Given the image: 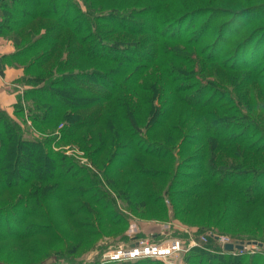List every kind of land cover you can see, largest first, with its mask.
Masks as SVG:
<instances>
[{"label": "trees", "instance_id": "1", "mask_svg": "<svg viewBox=\"0 0 264 264\" xmlns=\"http://www.w3.org/2000/svg\"><path fill=\"white\" fill-rule=\"evenodd\" d=\"M10 1L15 8L4 7L11 17L0 21V35H13L14 48L2 59L6 58L13 65L30 56L24 72H32L27 76L26 81L31 84L23 91V102L19 99L26 108H19L14 114L21 117L26 112L32 125L37 127L45 121L49 126L58 120L63 124L59 136H51L55 129H48L49 134L44 139L29 138L16 121L0 109V199L5 197L0 204V244L14 245L34 239L39 243L47 239L59 241L64 248L68 247L66 252L75 254L82 237L95 235L89 221L92 216L111 217L109 222L119 226L122 219L115 218L123 215L102 202L105 196L112 203L108 191L95 178L97 173L54 152L51 146L73 140L79 145L86 143L89 147L84 149L90 153L91 164L97 167L99 162L105 163L100 170L132 209L139 211L148 204L156 205L152 191L144 188L143 182H151L158 175L150 174L142 166L147 159L164 161L174 155L172 147L175 145L169 134L174 137L182 134V129L170 124L178 105L205 109V101H200L196 91L187 99L181 98L196 77L191 70L176 67L169 59L198 54L199 64L214 63L234 74L254 69L255 61L264 55V44L256 39L262 35L253 30L237 40L236 37L264 15V0L242 7L205 5L195 0ZM205 15L208 16L206 21ZM39 20L53 24L42 28H37L36 24L34 29L29 28ZM113 36L116 38L111 41ZM58 53L60 58L53 67L45 69ZM84 61L91 62L92 67L84 70L81 64ZM5 65L2 61L0 66ZM105 66L108 69L103 70ZM65 69L68 71H63ZM143 107H147L144 108L146 114L141 113ZM141 121L145 123L144 128L140 127ZM215 124L195 131L200 136L197 142L201 144L199 150L209 174L207 188L200 187L203 191L210 190L212 181H219V174L234 168L228 161L225 165L218 164L222 161L218 154L221 151L218 137L222 132L216 130L223 126ZM161 129H167L169 134L164 131L165 135L155 141L154 145L160 150H144V146L152 147L140 139L142 134L150 137V133H160ZM245 139L234 138L231 143L242 147ZM98 140L99 146L94 145ZM191 142L182 140L178 144L179 152L194 145ZM71 171L76 174L79 171V177L72 178ZM242 172H249L253 178V184L246 190L247 194L252 193L243 199L235 191L234 182L225 184L228 195L234 202L237 199L232 208L240 206L238 203L242 200L245 206L264 200V186L259 184L257 172ZM118 176L123 178L118 180ZM70 183L78 186L70 187ZM174 185V181L169 180L163 194H172L170 188ZM186 194V197L190 195L185 192L184 196ZM62 228L65 229L61 234ZM68 233L69 238L73 233L77 239L69 243L64 238ZM231 236L235 241H243ZM212 242L209 238L202 248L190 250L187 264L196 261L237 264L229 254L219 253L214 242L212 247ZM50 251L45 249L40 260L49 253L60 252ZM261 259L259 256L255 262Z\"/></svg>", "mask_w": 264, "mask_h": 264}, {"label": "rangeland", "instance_id": "2", "mask_svg": "<svg viewBox=\"0 0 264 264\" xmlns=\"http://www.w3.org/2000/svg\"><path fill=\"white\" fill-rule=\"evenodd\" d=\"M259 1L263 0H195V2L205 5L223 4L231 7H242ZM12 6L15 8V5L10 0H0V21L11 17L8 12L9 10L4 7L9 8ZM207 18L208 16L205 15V21ZM216 23L213 25H216ZM36 24H38L37 28H42L46 25H52L53 22L39 20L29 25V28L32 27L34 29ZM253 30V33L259 34V36L262 35L261 38L256 39L264 44V15L256 21H252L242 34L236 37V40ZM13 38L14 36L9 34L0 35V65L2 61L6 63L4 67L0 66V109L9 118L17 122L19 127L24 131L25 137L44 139L49 134L48 129H55L51 136H59L61 124H63L61 120L54 122L50 126L45 121L42 126L37 127L32 125V121L27 117L26 112H23L21 117L14 114V111H17L19 108H26L23 103L21 104L19 99L22 100L23 91L29 88L28 85L31 84L26 80L27 76L32 72H24V65L30 56H27L22 62L13 65H10V62L6 58L2 59V57L7 55L3 52V48H14ZM115 38L113 36L111 41H114ZM24 39L26 42L27 39ZM63 41L64 38L61 39L60 45L63 44ZM208 42L209 40L206 41V43ZM197 55H190L189 58L182 57L177 60L169 59V62L176 67L189 69L195 74L196 79L189 83L190 89L187 92H183L180 96L187 99L189 95L196 91L200 95V101H205V109L200 111L178 105L170 124L173 126L177 125L180 130L182 129L183 136L182 134H175L174 137V134H169L167 129H161L160 133H150V137L147 134L144 137L142 134V138H140L146 142L145 144H149L152 147H143L144 150L149 152L153 150L158 151L157 149L159 148L154 143L161 139L160 136L163 137L162 135H165V133H162L164 131L169 134L172 143L175 145V147H172L174 155L167 160L147 159L142 166V169H148L150 174L158 175L151 182H143V187L145 188L146 186V189L152 191L151 197H153L156 205L148 204L139 211L132 209L121 193L114 191L106 176L100 170L104 168L105 163L99 162L97 167L91 164L90 153L88 154L86 149H84L89 147L86 143L79 145L73 140L64 141L59 146L52 145L51 147L54 152L63 154L70 161L74 160L79 166H83V168L88 169L91 173H97V175L94 174L95 178L99 180V185H102L108 191L112 201V203H109L107 197L102 196V202L109 204L113 211L122 213L123 216L115 218L116 220L122 219V224L114 226L109 222L113 218L105 216L107 218L105 219L102 215L97 216L95 214V216L89 219L95 235L93 238H89L90 236L82 237L81 245L75 254L66 252L68 247L64 248L59 241L51 242L47 241V239L39 243L37 242L39 240L34 239L36 241L29 240L14 245L0 244V264H134L143 261L149 264H187V253L194 248H202L205 244L201 247L193 246L184 255L173 254L172 256L160 259L145 258L109 262L105 258V255L111 250L110 248L125 246L135 240H146L148 243L154 245H164L177 236L186 239L187 233L196 242L199 238L204 236L209 237V235L228 237L234 235L238 239H243L244 245L249 242L260 243L262 246L254 245V248L249 246L248 248L250 249H247L242 254L232 255L229 252L227 254L230 255L231 259L235 258L237 264L263 263L264 200L254 203V205L250 204L249 206L242 204L244 202L242 200L238 203L240 204V206L238 205L239 207L232 208L231 205L236 203L237 199L234 202L233 198L228 195L229 190L225 184L234 182L236 185L235 191L241 194V198L247 199L246 197L251 195L252 192L247 194L246 190L250 189V186L253 184V178L249 176V172L243 173L242 171H256L260 181L259 184L264 186V55H261L262 58L255 61L254 66H252L255 67L254 69L237 74L225 70L214 63L207 64L205 62V64H199ZM59 58L58 53L45 69L53 67V63H56ZM81 64L82 68H85L84 70L92 67V63L88 61H84ZM106 69H108L107 66L103 70ZM7 70H10L11 73L5 74ZM63 71L68 70L65 69ZM251 79L253 80L248 84ZM176 83H179V81L175 82V85ZM157 102L158 100L155 101V103ZM144 108L147 107H143L141 113L146 114L147 110ZM213 124L223 126L222 129L216 130V132H222L221 136L218 137L221 146V151L218 154L222 161L218 164L222 162L225 165L228 161L232 163L234 168L228 172L219 174V177L217 176L219 181L217 182V179L212 181L209 184L210 190L203 191L200 187L205 186L207 188L208 183L206 180L209 174H207L208 170L205 168V163L202 159L203 153L199 150L201 144L197 142L200 136H197L195 131L197 129L204 130V126L206 129L208 125L212 126ZM224 124L226 125L224 126ZM195 125L198 126L195 128ZM144 126L145 123L143 124L141 121L140 127L144 128ZM191 126H193L192 129ZM85 133L86 131L83 134ZM197 138L199 139L197 140ZM234 138L246 139L245 142L243 141V146L241 147L240 144L231 143ZM182 140L186 142L193 141L191 143L194 145H189L188 150L179 152L178 144ZM205 142H203V145ZM99 144L100 141L98 140L94 145L99 146ZM207 147L205 144V149ZM70 173V175L74 174L72 177L74 179L80 175L79 171L77 174L75 171H71ZM122 178V176L117 177L118 180ZM169 180H173L175 185L170 188L171 190L169 189L172 194L164 195L163 193L167 191ZM259 184L256 185L257 188H259ZM68 185L70 187L78 186L73 183ZM97 188L98 190L101 189L99 186ZM185 192L190 194L189 196L191 194L193 196L190 198L189 196L186 197L187 194L184 196ZM160 194L162 195L161 198H159ZM4 198L0 199V204ZM64 229L60 230L61 234L64 233ZM68 235L69 233L64 238L69 243L77 239L73 233H71L72 238H69ZM209 238L213 240L221 251L219 252L218 250V252L222 253L217 241L212 237ZM213 242L211 244L212 247L214 246ZM45 249H51L50 252L59 250L60 252L47 253L48 255L40 260V256H43ZM62 249L64 250L61 252ZM239 255L243 256L235 257ZM259 256L262 259L255 262L259 259ZM202 263L204 262H195V264Z\"/></svg>", "mask_w": 264, "mask_h": 264}, {"label": "built area", "instance_id": "3", "mask_svg": "<svg viewBox=\"0 0 264 264\" xmlns=\"http://www.w3.org/2000/svg\"><path fill=\"white\" fill-rule=\"evenodd\" d=\"M187 238H179V236L172 238L168 244L164 245H154L148 243L146 240H135L133 242H129V244L125 246H116L114 248H110L111 250L105 255V258L109 262H121L127 260H136V259H160L166 258L168 256H172L173 254L184 255L189 249L193 246L201 247L203 244L207 243L209 237L214 238L220 249L224 253H231L232 255L242 254L249 246L254 248L256 244L252 242L244 245L243 242L235 241L228 236H212L209 237H201L196 241H193L190 237V234L187 233ZM183 237V236H182ZM211 239V238H210ZM232 244L233 249L230 251H226L224 249V245ZM236 245H242V249H236ZM255 245V246H254Z\"/></svg>", "mask_w": 264, "mask_h": 264}, {"label": "water", "instance_id": "4", "mask_svg": "<svg viewBox=\"0 0 264 264\" xmlns=\"http://www.w3.org/2000/svg\"><path fill=\"white\" fill-rule=\"evenodd\" d=\"M253 244H256L258 246H262L260 243H256V242H253ZM235 248L240 250V249H242V245H236ZM224 249L226 251H230L233 249V245L232 244H226V245H224Z\"/></svg>", "mask_w": 264, "mask_h": 264}, {"label": "crops", "instance_id": "5", "mask_svg": "<svg viewBox=\"0 0 264 264\" xmlns=\"http://www.w3.org/2000/svg\"><path fill=\"white\" fill-rule=\"evenodd\" d=\"M13 51V48H11V47H9V48H3V52L5 53V54H9V53H11ZM10 74L11 73V71L9 70H7L6 72H5V74Z\"/></svg>", "mask_w": 264, "mask_h": 264}]
</instances>
